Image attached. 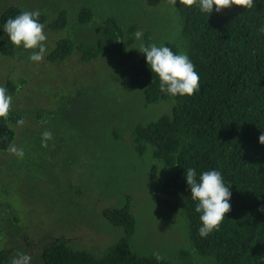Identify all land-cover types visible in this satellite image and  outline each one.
<instances>
[{
	"label": "trees",
	"instance_id": "16d2710c",
	"mask_svg": "<svg viewBox=\"0 0 264 264\" xmlns=\"http://www.w3.org/2000/svg\"><path fill=\"white\" fill-rule=\"evenodd\" d=\"M147 1L33 0L34 7L27 5V0H0V58L30 59L31 50L14 46L3 25L23 11L39 10V20L45 24L48 37L44 66L62 65L75 57L85 65L106 58L119 70L116 82L126 81L131 89L139 90L148 108L162 103L172 107L158 119H125L117 126L113 122H118L125 111L117 94L103 93V100L93 107L85 93L89 89L81 88L66 96L69 98L64 97L61 107L15 104L9 119H0V156L11 154L8 148L12 144L25 152L23 159L12 154V161L17 162V177L43 174L38 171L43 163L62 166L73 174L82 170L84 175H78L76 182L71 183V191L76 193L70 200L73 206L87 199L89 189L95 185L96 170L76 167L80 152L74 151L73 155L68 150L69 144L62 141L64 133L76 135V130L80 137L88 138L91 132L86 129L90 124L104 128L101 154L106 157L108 149L112 151L123 143V138H127L123 133L128 132L129 153L133 151L139 159L150 156L162 165L164 179L156 197L186 225L183 242L162 243L157 249L144 245L137 237L138 214L135 196L126 188L128 176L114 174L112 170L119 163L107 160L111 172L100 173L102 178L96 183L99 192L100 183L108 190H120L108 195L109 203H105L103 194L94 196L89 204L92 210L99 208L102 219L123 229L124 235L97 248H79L78 241L64 236L42 241L38 263L264 264V212L259 211L264 207V144L259 141L264 134V0H256L250 10L234 5L212 13H203L196 6H182L179 0L175 6L168 0ZM120 3L124 5L123 12L117 9ZM138 30L143 31L140 40L134 36ZM142 43L186 53L199 74L200 91L191 97L161 92L159 77L151 71L146 55L139 51ZM28 79L14 82L7 77L4 87L14 98L27 88ZM107 110L115 115L110 116L108 124L99 123L97 114ZM19 119L25 120L23 126L17 125ZM82 120L84 124L80 123ZM29 128L34 133L29 135ZM45 130L53 133L47 148L42 147ZM94 139L92 136L91 142ZM188 168L196 170L197 179L204 171L221 172L232 193L231 212L220 230L207 238L199 235L201 213L195 211L197 202L191 198L186 180ZM119 170L123 172L124 168ZM5 192L0 187V203L6 200ZM116 198L121 201L115 203ZM6 218L0 220L3 241L10 238L9 224H3ZM13 218L16 223L21 222L16 211ZM25 241L34 243L28 236ZM19 252L25 253V248H19ZM156 252L164 259L157 260ZM14 253L0 251V264H12Z\"/></svg>",
	"mask_w": 264,
	"mask_h": 264
},
{
	"label": "rangeland",
	"instance_id": "374dc122",
	"mask_svg": "<svg viewBox=\"0 0 264 264\" xmlns=\"http://www.w3.org/2000/svg\"><path fill=\"white\" fill-rule=\"evenodd\" d=\"M27 1V5L35 7L33 0ZM117 9L123 12L124 5L120 3ZM43 63L45 57L41 62L0 58V86H5L7 77L14 82H18L20 78H30L27 88L13 98L12 109H15V104L48 109L61 107L64 104V97L69 98L70 96H66L72 94L74 90L76 92L79 91L78 89L82 90L81 88L89 89L85 93L89 94V101L93 107L103 100V93L117 94L125 110L121 118H118V122H113L117 126H121L125 119H131L132 122L155 120L172 109L170 103L148 108L139 90L131 89L126 81L116 82L119 70L109 59L101 58L86 65L80 64L76 57L62 65L44 66ZM90 109L92 111V108ZM114 115V111L107 110L104 113L99 112L95 119H98L99 123L108 124L110 116ZM80 123L84 124V120ZM86 130L91 132L88 138L80 137L76 130V135L64 133L62 138L64 144H69L68 150L73 155L74 151L80 152L75 162L77 168L82 166L89 171L96 170L95 185L89 189L87 199L77 206H73L70 202L71 197H76V193L71 191V183L76 182L78 175H84L82 170H79L80 174H73L62 166L59 168L53 164L43 163V168H38L39 172H44L41 174L43 176L27 173L24 178H19L14 174L17 162L12 161L13 155L0 156V187L6 191L4 197L6 200L0 203V220L3 216L7 217L3 224H9L7 229L10 237L6 241L0 239V251H19L22 247L25 248V253L32 257L31 264H41L38 263L40 261L38 252L42 241L50 239L55 241L64 236L67 240L78 241L79 248H97L103 243L120 239L124 235L123 229L116 228L102 219L99 208L92 210L89 204L94 196L101 197L103 194L105 203H109L108 195L113 196L114 191L120 190L119 188L108 190L100 183L99 192L96 183L102 178L100 173L104 172V175H108L111 172L107 160L119 163L112 170L114 174L128 176L125 179L126 188L135 196L138 214V239L142 240L144 245L148 244L151 249H157L162 243L176 244L185 241V222L171 215L156 197V192L164 179V170L159 161L150 156L139 159L133 151L129 153L128 132L123 133V137L127 136L126 139L123 138V143L120 142L112 151L108 149V156L103 157L102 136L105 129L90 124ZM27 132L30 135L34 133V129L29 128ZM92 136L95 139L91 142ZM119 168H124L123 172ZM120 201V198L115 199V203ZM103 206H101L102 211ZM15 211L20 215V223H16L13 218ZM27 236L34 242L30 246L25 241Z\"/></svg>",
	"mask_w": 264,
	"mask_h": 264
},
{
	"label": "clouds",
	"instance_id": "9594fccd",
	"mask_svg": "<svg viewBox=\"0 0 264 264\" xmlns=\"http://www.w3.org/2000/svg\"><path fill=\"white\" fill-rule=\"evenodd\" d=\"M182 6L192 8L199 7L203 13H212L213 10L221 12L230 9L234 5L244 9H252L256 6V0H179ZM168 3L175 6L177 0H168ZM41 13L36 11H23L15 18H9L3 25L10 41L17 48L31 50L30 59L33 62H41L47 52L46 41L48 39L44 29L45 24L39 20ZM264 31V28L261 29ZM137 40L143 37V31L134 33ZM139 51L146 55V61L150 69L159 77L160 91L173 97H191L200 91V77L194 63L189 56L181 52L174 53L167 46L151 44L140 45ZM13 97L7 89L0 86V119L7 121L12 112ZM25 124L24 119L17 121L18 126ZM53 139V133L45 130L42 133V147H48V141ZM261 144H264V134L259 137ZM8 151L17 158L23 159L25 152L17 148L15 144L9 146ZM187 184L191 189V198L196 201L195 211L201 213L200 220L202 227L199 235L207 238L210 233L219 231L225 217L231 212L230 199L232 193L229 187L225 186L221 172L217 170L204 171L197 179L194 168L186 170ZM259 211L264 212V207ZM157 260L164 259L159 252L154 253ZM32 257L26 253L18 252L13 256L12 264H31Z\"/></svg>",
	"mask_w": 264,
	"mask_h": 264
},
{
	"label": "flooded vegetation",
	"instance_id": "af4514ba",
	"mask_svg": "<svg viewBox=\"0 0 264 264\" xmlns=\"http://www.w3.org/2000/svg\"><path fill=\"white\" fill-rule=\"evenodd\" d=\"M28 246H30L29 244H28ZM15 253H18L19 251H14ZM15 253H14V255H15Z\"/></svg>",
	"mask_w": 264,
	"mask_h": 264
}]
</instances>
